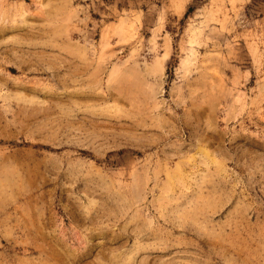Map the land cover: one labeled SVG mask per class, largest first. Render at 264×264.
Instances as JSON below:
<instances>
[{
    "label": "rangeland",
    "instance_id": "obj_1",
    "mask_svg": "<svg viewBox=\"0 0 264 264\" xmlns=\"http://www.w3.org/2000/svg\"><path fill=\"white\" fill-rule=\"evenodd\" d=\"M192 2L0 0V264H264V0Z\"/></svg>",
    "mask_w": 264,
    "mask_h": 264
},
{
    "label": "trees",
    "instance_id": "obj_2",
    "mask_svg": "<svg viewBox=\"0 0 264 264\" xmlns=\"http://www.w3.org/2000/svg\"><path fill=\"white\" fill-rule=\"evenodd\" d=\"M202 3V0H193L192 4L188 6L184 17L192 13L195 8ZM172 65L170 64L168 69L171 70Z\"/></svg>",
    "mask_w": 264,
    "mask_h": 264
}]
</instances>
